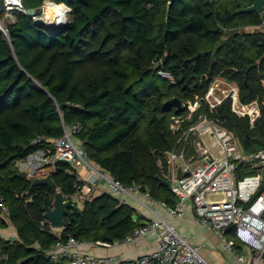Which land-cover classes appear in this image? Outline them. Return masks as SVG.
Segmentation results:
<instances>
[{
    "label": "trees",
    "instance_id": "1",
    "mask_svg": "<svg viewBox=\"0 0 264 264\" xmlns=\"http://www.w3.org/2000/svg\"><path fill=\"white\" fill-rule=\"evenodd\" d=\"M45 1L22 0L26 11L15 13L8 36L0 30V229L12 224L18 232L16 241L1 239L8 259L0 264H50L45 253L59 240L114 244L144 224L133 206L108 193L70 210L60 232L44 218L58 191L75 197L82 185L75 168L60 163L50 173L53 190L34 186L17 161L50 147L75 124L81 127L75 141L89 161L168 208L178 198L158 178L168 181L165 156L182 146L171 125L188 114L183 106L167 109V102L204 97L218 79L234 83L243 103H259L254 128L232 112L231 100L217 116L204 104L184 127L201 114L219 117L236 129L245 152L264 149V31L247 30L259 27L264 13H237L254 0H51L70 9L62 27L27 14L41 15ZM254 173L240 166L237 174ZM226 235L237 243L235 226Z\"/></svg>",
    "mask_w": 264,
    "mask_h": 264
},
{
    "label": "built area",
    "instance_id": "2",
    "mask_svg": "<svg viewBox=\"0 0 264 264\" xmlns=\"http://www.w3.org/2000/svg\"><path fill=\"white\" fill-rule=\"evenodd\" d=\"M49 3L59 6L46 0L44 5L48 12L51 11ZM44 5L42 14L34 19H42L45 23L58 27L56 16L53 21L48 22ZM23 11L26 10L22 0H0V30L6 36L8 23L14 20L16 12ZM67 20L68 12L64 22L60 24L66 25ZM259 28L264 31V22ZM159 74L172 83L175 82L170 73L161 70ZM228 100H231L232 112L240 118L247 117L251 128H254L261 116L259 103H243L239 87L223 79L216 80L204 97L196 96L182 104L188 114L186 118L174 119L171 129L181 134L182 146L177 152H168L165 156L170 167L166 178L173 194L178 198L173 208L167 207L168 215L177 221H183L187 206L192 203L197 221L215 233L233 255L238 244L252 250L250 258L236 255L239 264H264V149L245 152L239 138L219 117L201 114L196 122L184 127L186 121L194 120L204 104L211 114L217 116ZM80 128L78 124L66 128L62 137L51 140L50 147H40L26 159L18 160V170L28 179L34 180L59 171V164L63 160H67L75 169H84L87 173L85 176H77L82 185L72 200L90 201L101 191L102 184H106L108 194L117 198L120 204L143 207L154 217L146 219L141 227L120 244L128 245L145 238H155L158 245L150 253L125 260L119 256L90 255L81 250V247L88 245L112 247L115 244L79 242L74 238L68 242L59 240L45 253L50 264H209L201 255L199 247L182 236L175 225L154 210L152 205H163L162 202L154 200L140 186L123 185L104 172L98 164L89 161L84 145L75 141L74 136ZM41 140L37 139L35 142H42ZM178 160L182 165H177ZM240 166L249 167L255 173L240 178L237 174ZM2 212L9 223V212L4 205ZM231 226H235L237 243L227 238V230ZM1 239L0 237V244ZM6 259L7 255L0 250V260Z\"/></svg>",
    "mask_w": 264,
    "mask_h": 264
},
{
    "label": "crops",
    "instance_id": "3",
    "mask_svg": "<svg viewBox=\"0 0 264 264\" xmlns=\"http://www.w3.org/2000/svg\"><path fill=\"white\" fill-rule=\"evenodd\" d=\"M61 5L65 6V4ZM67 8L70 11L69 7ZM36 16L39 15L35 14L33 18ZM43 23L46 24L44 21ZM247 30L250 32L262 31L259 27H248ZM180 164L182 165V162H177L178 166H180ZM75 171L76 174L80 176H85L87 173L84 169H75ZM105 193H108V187L103 183L101 191H99L96 196H101ZM152 206L159 215H161L163 218H166L170 224L175 225L182 236L186 237L193 245L200 248L201 255L209 264H239L236 260V255H243L247 258H250L253 255V252L250 248L241 244H238V249H236L235 255L228 251L225 248V244L215 233L203 227L197 221L192 203L188 204L186 217L183 221H177L176 219L170 217L168 215L167 207L164 204ZM133 207L139 211L138 215L145 218V220L149 219L150 217L154 218L145 208L138 206ZM55 230L60 232V229ZM0 237L6 241H16L18 240V232L16 228L10 224L8 228L0 229ZM114 244L115 245L112 247L88 245L86 247H81V250L85 253L95 256H119L125 260H132L152 252L158 245L155 238H145L141 241L128 245H121L120 242Z\"/></svg>",
    "mask_w": 264,
    "mask_h": 264
},
{
    "label": "water",
    "instance_id": "4",
    "mask_svg": "<svg viewBox=\"0 0 264 264\" xmlns=\"http://www.w3.org/2000/svg\"><path fill=\"white\" fill-rule=\"evenodd\" d=\"M257 13L258 15H262L264 13V0H254L253 4L250 7L247 8H241L237 13ZM27 14L31 17L35 16V11L33 9L27 10ZM37 24H44L42 19H36ZM64 25V24H63ZM62 24H59L58 27H62ZM251 69V66H247L245 68V71L248 72ZM167 109L176 108L177 110H182L181 100L179 99H173L166 103ZM63 106L60 107L62 109ZM233 132L236 137H238V133L236 129H233ZM62 163L68 164L67 160H63ZM158 180L166 185L167 187H170V183L168 181L162 180L158 178ZM34 186H47L53 190H57L58 187L56 183L54 182L53 178L51 176H47L44 178H36L33 180ZM264 189V185H263ZM70 210L73 211H79V208L77 207L76 203L72 199H66L65 196L58 191L56 193L55 199H54V205L53 207H50L49 205H46L44 207V218L50 223V226L53 229H64L67 225L65 221V216L69 213Z\"/></svg>",
    "mask_w": 264,
    "mask_h": 264
},
{
    "label": "bare ground",
    "instance_id": "5",
    "mask_svg": "<svg viewBox=\"0 0 264 264\" xmlns=\"http://www.w3.org/2000/svg\"><path fill=\"white\" fill-rule=\"evenodd\" d=\"M50 9L53 10V14L58 18L55 22L63 23L66 19V11L64 5L55 6V4L49 3ZM58 21V22H57Z\"/></svg>",
    "mask_w": 264,
    "mask_h": 264
},
{
    "label": "rangeland",
    "instance_id": "6",
    "mask_svg": "<svg viewBox=\"0 0 264 264\" xmlns=\"http://www.w3.org/2000/svg\"><path fill=\"white\" fill-rule=\"evenodd\" d=\"M44 8L46 9V5H44ZM65 11H66V14H67V12H69V10H68V8L66 6H65ZM46 13L47 14H45V15H48V18H49L48 19V22L49 21L51 22V21H53L55 19V15L53 14V11L52 10L48 12V10L46 9ZM45 15H43V16H45ZM46 24L49 25V26H54V25H52L50 23H46ZM178 162L180 163L181 161L178 160ZM215 199H220V197H215ZM74 203H76V205H77V207L79 209H82L83 208V202L77 201L76 199H74ZM59 231H61V230H59Z\"/></svg>",
    "mask_w": 264,
    "mask_h": 264
}]
</instances>
